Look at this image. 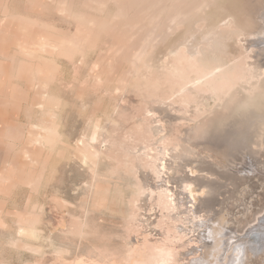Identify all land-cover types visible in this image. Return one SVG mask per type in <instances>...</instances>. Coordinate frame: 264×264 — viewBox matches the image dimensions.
Masks as SVG:
<instances>
[{
  "label": "rangeland",
  "instance_id": "rangeland-1",
  "mask_svg": "<svg viewBox=\"0 0 264 264\" xmlns=\"http://www.w3.org/2000/svg\"><path fill=\"white\" fill-rule=\"evenodd\" d=\"M263 116L264 0H0V264L264 250Z\"/></svg>",
  "mask_w": 264,
  "mask_h": 264
},
{
  "label": "bare ground",
  "instance_id": "bare-ground-1",
  "mask_svg": "<svg viewBox=\"0 0 264 264\" xmlns=\"http://www.w3.org/2000/svg\"><path fill=\"white\" fill-rule=\"evenodd\" d=\"M229 25V24H228ZM208 38V37H207ZM215 40V39H214ZM202 49V48H201ZM177 50V49H176ZM179 50V49H178ZM197 52V51H196ZM204 52V51H203ZM199 53V52H198ZM214 53V52H213ZM193 54V53H192ZM197 54V53H196ZM209 54V53H208ZM172 55H175V54H172ZM180 55V54H179ZM209 56H210V54H209ZM193 58V57H192ZM206 58H208V57H206ZM217 58V57H216ZM171 59V58H170ZM198 59V58H197ZM201 59V58H200ZM199 59V60H200ZM211 59H212V56H211ZM214 59H215V57H214ZM213 59V60H214ZM168 60V59H167ZM206 60H208V59H206ZM222 60V58L221 59H219V61L221 62V63H223V61H225V60H223V61H221ZM191 61V60H190ZM218 61V60H217ZM203 62V61H202ZM214 62H216V60L215 61H210V64L207 62L206 64H209L208 66H210V67H212L213 66V63ZM220 62H219V64H220ZM235 62V61H234ZM237 62V61H236ZM218 63V62H217ZM216 63V65L215 66H217L218 64ZM236 64V63H235ZM235 64H233V65H231V63H230V65H231V67L233 66V67H235V66H237V65H235ZM229 65V64H228ZM230 65L229 66H227V65H225V66H227V67H230ZM235 65V66H234ZM220 66L221 67H224V69H226L227 67H225L223 64H220ZM242 66H244V65H242ZM220 67V68H221ZM245 67V66H244ZM171 68V67H170ZM176 68V67H175ZM213 68H214V66H213ZM243 68V67H242ZM164 69V68H163ZM167 69V68H166ZM223 69V70H224ZM170 70V69H169ZM211 70V69H210ZM230 70V72L231 71H233L232 70V68L231 69H229ZM243 70V69H242ZM171 71V70H170ZM173 71V70H172ZM205 71H207V70H205ZM225 71H227V70H225ZM177 72V71H176ZM217 73H218V71H216ZM215 72V73H216ZM229 72V71H228ZM223 73H226V72H223ZM234 73V72H233ZM241 73V72H240ZM239 73V74H240ZM228 74V73H227ZM193 75V74H192ZM225 75V74H224ZM250 75V74H249ZM232 76V75H231ZM190 77H191V75H190ZM240 77H241V75H240ZM192 78V77H191ZM227 78V77H226ZM232 78V77H231ZM218 79V78H217ZM220 79H221V77H220ZM229 79V78H228ZM219 80V79H218ZM224 80H226L225 79V77H224ZM221 81V80H220ZM202 83H204V84H206L207 83V80H205V79H203V82ZM221 82H219V84H220ZM216 86H218L217 84H216ZM215 86V87H216ZM175 90V89H174ZM182 90V89H181ZM191 90V89H190ZM172 91V90H171ZM193 91V90H192ZM165 103V102H164ZM173 103V102H172ZM193 103V102H192ZM195 103V102H194ZM191 104V103H190ZM169 107V106H168ZM181 113V112H180ZM264 117V116H263ZM161 153V152H160ZM162 156V155H161ZM160 156V157H161ZM151 162V161H150ZM155 162V161H154ZM167 162V161H166ZM160 164V163H159ZM153 165V164H152ZM244 165V164H243ZM161 166H162V164H161ZM245 166V165H244ZM260 167V166H259ZM159 169H160V167H158ZM243 169V168H242ZM259 169V168H258ZM262 169V168H261ZM161 170V169H160ZM243 171V170H242ZM260 173V172H259ZM258 173V174H259ZM247 176V175H246ZM260 176V175H259ZM262 176V175H261ZM261 176L259 177V178H261ZM263 179H264V176L262 177ZM261 178V179H262ZM263 182V181H262ZM259 185V184H258ZM259 187V186H258ZM264 187V186H263ZM262 188V187H261ZM165 189V188H164ZM188 189V188H187ZM257 189V188H256ZM263 189V188H262ZM138 192V191H137ZM258 192V191H257ZM165 193V192H164ZM264 193V192H263ZM258 194V193H257ZM257 194H256V196H257ZM260 194V193H259ZM262 194V193H261ZM261 196V195H260ZM158 198V197H157ZM173 200V199H172ZM257 200V199H256ZM166 201V200H165ZM172 202V201H171ZM252 202V201H251ZM257 202V206H256V208H254L255 210H253L252 212H251V214H250V216L249 217H247L246 216V218H245V216H243L242 214V216L245 218V219H243V220H245V224H247V223H249L250 224V222H252V221H255V220H258L259 219V216L257 215V214H259V213H262V212H264V197H261V198H259V200L258 201H256ZM230 203V202H229ZM232 204H233V202H232ZM231 205V204H230ZM235 205V204H234ZM236 206V205H235ZM250 206V205H249ZM254 206V207H255ZM237 207V206H236ZM233 208V207H232ZM235 208V207H234ZM245 208V207H244ZM249 208V207H248ZM250 208H251V206H250ZM251 210V209H250ZM249 211V210H248ZM241 212V211H240ZM243 212V211H242ZM243 213H245V212H243ZM247 213H250V212H247ZM247 213H245L246 215H247ZM238 214H240V213H238ZM264 214V213H263ZM242 217V218H243ZM241 218V219H242ZM237 219V218H236ZM259 221V220H258ZM240 222H241V220H240ZM263 222V221H262ZM240 224V223H239ZM238 224V225H239ZM237 225V226H238ZM237 226H235V228H237ZM233 227L234 226H232V230L231 231H233ZM244 228H245V225L243 226ZM230 228V227H229ZM234 228V229H235ZM239 228L240 227H238V230L237 231H234L235 233L236 232H240L241 231V229L239 230ZM242 230H244V229H242ZM231 231L229 230V231H225V233H224V237L222 238V239H220V243H218V244H215V246H214V250L216 251V252H220L221 250H228V251H230V253H231V251H232V255H231V257H230V263H224V264H244V262H249L250 264H264V250H261V248L259 247H257L255 244L252 246V248H250L249 246H250V243H248V242H250V241H248V238H247V236H242L243 234L245 235V233H243L242 231H241V234L242 235H237V234H235L234 233V235L231 233ZM245 231V230H244ZM247 231V230H246ZM245 231V232H246ZM22 233H28V234H33V232L34 231H31V230H22L21 231ZM249 232V231H248ZM240 234V233H239ZM260 239V238H259ZM257 242V241H256ZM262 247V246H261ZM261 250V251H260ZM223 253V252H222ZM224 253H226V251L224 252ZM258 253V254H257ZM227 255V254H226ZM253 255H255V256H253ZM253 256V257H252ZM224 257V256H223ZM229 257V256H228ZM161 259V258H160ZM216 260H219L218 259V257L216 258ZM216 262H218V261H216ZM217 264V263H216Z\"/></svg>",
  "mask_w": 264,
  "mask_h": 264
}]
</instances>
